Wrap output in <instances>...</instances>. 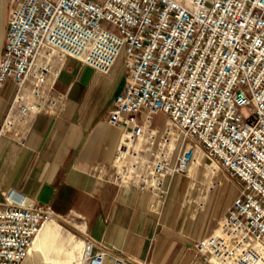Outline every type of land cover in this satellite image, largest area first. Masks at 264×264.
Here are the masks:
<instances>
[{
    "label": "built area",
    "instance_id": "1",
    "mask_svg": "<svg viewBox=\"0 0 264 264\" xmlns=\"http://www.w3.org/2000/svg\"><path fill=\"white\" fill-rule=\"evenodd\" d=\"M11 2L0 88L11 78L17 91L1 133L24 140L29 121L64 111L55 62L72 57L107 75L121 56L125 82L108 118L118 137L108 171L93 170L96 183L147 192L148 209L159 214L166 180L186 174L202 148L241 187L197 241V255L210 264H264V0ZM61 217L5 194L0 264H22L43 221ZM91 248L89 237L84 261L102 264L108 248Z\"/></svg>",
    "mask_w": 264,
    "mask_h": 264
},
{
    "label": "crops",
    "instance_id": "2",
    "mask_svg": "<svg viewBox=\"0 0 264 264\" xmlns=\"http://www.w3.org/2000/svg\"><path fill=\"white\" fill-rule=\"evenodd\" d=\"M12 9L11 0H0V54ZM54 67L59 69L55 89L67 93L68 104L58 116L43 113L29 121L24 140L0 131V202L10 193L48 205L58 215L80 216L79 236L71 234L82 248L92 238V253L107 247L102 264H115L114 258L121 264H210L195 245L211 234L239 190L225 182L208 189L206 206L196 215L190 202L196 203L198 194L181 184L185 174L174 175L165 182L167 201L157 214L148 209L147 192L97 184L93 170L108 171L118 137L108 118L125 82L122 57L107 75L72 57ZM30 89L26 83L23 92ZM16 91L11 78L0 88V129ZM61 234H54L49 249H31L24 261L46 255Z\"/></svg>",
    "mask_w": 264,
    "mask_h": 264
},
{
    "label": "rangeland",
    "instance_id": "3",
    "mask_svg": "<svg viewBox=\"0 0 264 264\" xmlns=\"http://www.w3.org/2000/svg\"><path fill=\"white\" fill-rule=\"evenodd\" d=\"M182 1L188 2V0ZM103 24L108 26L105 22H103ZM160 119V117L156 118L157 123L161 122ZM185 175V179H187V181L181 184L187 186L185 188L188 191H191L192 193L194 192L195 195L198 194L199 197L196 203H193V201L190 202L192 207L195 204L196 211L194 214L196 215L202 212L206 206V191H211L208 190V186L211 184V182H221V184L215 188L221 187L224 182L227 183L229 189L239 190L241 187L239 181L232 180L225 176L222 173L219 165L215 161H212L206 157L202 148L197 149L196 161L192 164L191 168ZM222 198H220V200L222 199L221 201L225 200V197ZM54 220L51 222H55L57 224L58 229L56 232L61 231V238L53 244L52 249L46 255L44 253L33 254L22 264H81V262L84 260V257L82 256L83 248L79 244L77 238L73 237L71 234H75L76 237L79 236L80 228L78 225L82 224V218L69 214L62 216L61 218H55ZM54 234H50L42 238L38 248L42 247L44 249H49L52 243L51 238L54 236Z\"/></svg>",
    "mask_w": 264,
    "mask_h": 264
},
{
    "label": "bare ground",
    "instance_id": "4",
    "mask_svg": "<svg viewBox=\"0 0 264 264\" xmlns=\"http://www.w3.org/2000/svg\"><path fill=\"white\" fill-rule=\"evenodd\" d=\"M52 220H54V219H46L43 221L39 231L36 233V235L32 239V242L28 248V252L26 254L25 259L30 254L31 249L34 250V249H37L39 247V244H40L42 238H44L47 235L56 233L58 226L55 222H51ZM24 260H23V262H24Z\"/></svg>",
    "mask_w": 264,
    "mask_h": 264
}]
</instances>
